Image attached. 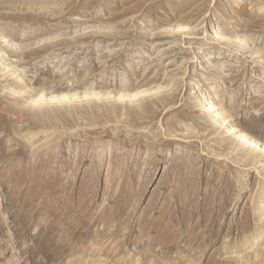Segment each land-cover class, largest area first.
Here are the masks:
<instances>
[{
  "label": "rangeland",
  "instance_id": "374dc122",
  "mask_svg": "<svg viewBox=\"0 0 264 264\" xmlns=\"http://www.w3.org/2000/svg\"><path fill=\"white\" fill-rule=\"evenodd\" d=\"M261 5L0 0V264H264Z\"/></svg>",
  "mask_w": 264,
  "mask_h": 264
},
{
  "label": "bare ground",
  "instance_id": "6f19581e",
  "mask_svg": "<svg viewBox=\"0 0 264 264\" xmlns=\"http://www.w3.org/2000/svg\"><path fill=\"white\" fill-rule=\"evenodd\" d=\"M236 1V0H235ZM238 3V1L236 2ZM235 3V4H236ZM264 7V5H261L260 6V9H262ZM232 23V22H231ZM180 29V30H185L186 29V26H182L181 27H177V30ZM212 88V86H211ZM211 90V89H210ZM134 95V94H133ZM140 95V94H139ZM142 95V94H141ZM211 96V95H210ZM136 98V97H135ZM41 99L39 97V99L37 100V102H39ZM203 100V101H202ZM201 100L202 104L205 106V110H209V112H214L215 113V117L217 119H219L221 121L220 125L221 126H224V125H229L230 122L228 123V120L229 118L226 117L225 118V113H222L224 114V117L222 118L221 115L219 112H217V110H215V106L212 104V102L210 101V99H208L207 96H205L203 99ZM35 102V103H37ZM223 116V115H222ZM219 121V122H220ZM229 131L232 132V134H235V136H237L238 140L240 141V143H242V145H248L251 149H252V153H256V152H259L260 151V155L261 157H264V144L260 143L259 141H257L256 139H254L253 137H251L250 135H248L247 133L245 132H242V130L236 126V125H233V124H230L229 127H228ZM253 162H256L255 160H253ZM264 183V182H263ZM243 191V190H242ZM263 193V192H262ZM264 194V193H263ZM257 215L258 217L260 218V220H263V216H264V203L260 204L258 206V212H257ZM264 222V220L262 221V223ZM258 225V223H257ZM260 231V230H259ZM257 238V237H256ZM264 248V247H263ZM255 255V254H254ZM257 255V254H256ZM260 256V255H259ZM260 258V257H259Z\"/></svg>",
  "mask_w": 264,
  "mask_h": 264
}]
</instances>
